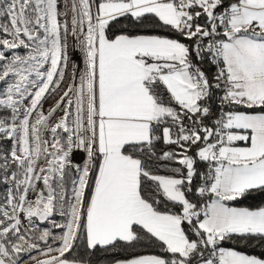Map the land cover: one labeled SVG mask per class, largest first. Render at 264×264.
Segmentation results:
<instances>
[{
  "label": "snow or ice",
  "instance_id": "6c2138e0",
  "mask_svg": "<svg viewBox=\"0 0 264 264\" xmlns=\"http://www.w3.org/2000/svg\"><path fill=\"white\" fill-rule=\"evenodd\" d=\"M0 264H264V0H0Z\"/></svg>",
  "mask_w": 264,
  "mask_h": 264
},
{
  "label": "trees",
  "instance_id": "16d2710c",
  "mask_svg": "<svg viewBox=\"0 0 264 264\" xmlns=\"http://www.w3.org/2000/svg\"><path fill=\"white\" fill-rule=\"evenodd\" d=\"M260 204V198L256 199V200H245L242 202L241 206H256Z\"/></svg>",
  "mask_w": 264,
  "mask_h": 264
},
{
  "label": "crops",
  "instance_id": "0c3cea01",
  "mask_svg": "<svg viewBox=\"0 0 264 264\" xmlns=\"http://www.w3.org/2000/svg\"><path fill=\"white\" fill-rule=\"evenodd\" d=\"M241 206V205H240Z\"/></svg>",
  "mask_w": 264,
  "mask_h": 264
}]
</instances>
